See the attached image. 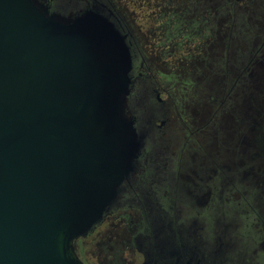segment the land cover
I'll return each instance as SVG.
<instances>
[{
	"label": "water",
	"instance_id": "1",
	"mask_svg": "<svg viewBox=\"0 0 264 264\" xmlns=\"http://www.w3.org/2000/svg\"><path fill=\"white\" fill-rule=\"evenodd\" d=\"M133 57L102 7L64 21L0 0V264H84L144 147L126 100Z\"/></svg>",
	"mask_w": 264,
	"mask_h": 264
},
{
	"label": "flooded vegetation",
	"instance_id": "2",
	"mask_svg": "<svg viewBox=\"0 0 264 264\" xmlns=\"http://www.w3.org/2000/svg\"><path fill=\"white\" fill-rule=\"evenodd\" d=\"M32 1L40 10L64 21L99 5L127 35L132 51V85L126 111L139 135L145 137L144 147L135 172L120 186L101 223L75 242L84 264H96L95 254L81 243L92 240L98 232L103 240L100 264H264V215L251 207L244 208L247 213L242 215V209L235 206V184L240 183L236 176L248 181L255 161L247 158L251 151L247 145L246 158L236 159L234 109L233 142L226 159L188 164L183 159H167L164 164L158 159V148L148 146L150 139L161 140L169 120L166 99L158 88L163 76L153 72L155 66L144 50L148 47L166 69L188 65L199 55L205 61L206 50L219 47V0ZM178 11L191 16L183 31L172 26L177 19L173 14ZM198 25L207 28L199 35L187 31ZM250 64L242 71L246 72ZM144 70L151 75L142 73ZM236 84L237 78L231 88ZM260 98L264 102V96ZM247 115L249 118V112ZM146 147L149 151L143 158ZM154 170L158 172L154 174Z\"/></svg>",
	"mask_w": 264,
	"mask_h": 264
},
{
	"label": "rangeland",
	"instance_id": "3",
	"mask_svg": "<svg viewBox=\"0 0 264 264\" xmlns=\"http://www.w3.org/2000/svg\"><path fill=\"white\" fill-rule=\"evenodd\" d=\"M211 3L209 1V5ZM218 5L219 26L216 33H219V47L216 50H206L205 61H202L199 55L188 65H180L173 70L166 69L160 60H155L156 56L147 49V45L146 50L143 49L146 58L151 59L155 66L153 72L163 76L162 86L158 88L163 91V97L166 99L169 121L163 127L166 133L160 137L161 140L150 139L148 146L158 148V159H163L164 164L167 159H183V162L188 164L228 158L233 142V109L241 116V111L245 110L243 102L246 106L250 103L251 107L250 93H257L254 98L258 101L260 112L264 113V102L260 98L264 96V64L261 63L264 60V0H219ZM173 15L178 20L176 19L172 26L177 31H183L191 16L189 18V15L179 11ZM206 28L204 26L202 29V25H198L196 28L189 27L187 31L192 35H199ZM255 54H259L261 62L259 66H255L254 75L241 74L248 62L253 61ZM157 58L159 59V56ZM142 73L151 75L146 70ZM238 75L242 79L235 89H232L231 84ZM252 111L253 109H247L250 119ZM235 113V117L239 116ZM235 117L234 137L238 133ZM163 119L161 117V120ZM158 135L161 136L159 133ZM147 147L143 158L148 154ZM237 148L239 144H235L236 159L242 158L243 155L246 158L244 146L236 151ZM252 153H247L250 155L247 158L254 160ZM258 157L261 163H252L254 170L248 181L236 176L240 183L235 184L237 193L234 200L236 209H242V215L247 213L244 208L248 207L262 211L264 215V136ZM157 172L154 170V174ZM248 190L250 192L247 193ZM102 241L101 232H98L92 240L81 243L87 244L91 254H95L96 264H100L99 250L103 248Z\"/></svg>",
	"mask_w": 264,
	"mask_h": 264
},
{
	"label": "trees",
	"instance_id": "4",
	"mask_svg": "<svg viewBox=\"0 0 264 264\" xmlns=\"http://www.w3.org/2000/svg\"><path fill=\"white\" fill-rule=\"evenodd\" d=\"M259 62L260 61V56L259 54H255L254 55V59L252 62H250L251 64L249 65V67L247 68L246 72L245 71H241V74H245V76H253L254 75V69L255 66H259ZM239 75L237 77V84L240 83V81H238L239 79ZM242 79V78H241ZM240 79V80H241ZM254 80V78H252ZM253 94V95H252ZM250 93V99L252 100V105L250 107V103H247V106L244 104L243 102V107L245 108V110L243 109V111H241V116L238 113H234L236 115H239L237 117H235V120L238 122L237 125V129H238V133L236 134V137L234 139L235 144H239V148L242 149L243 146L247 145L250 146L251 152H253L252 154H254L252 157L254 158V160L257 162H254L255 164H259L261 163V159L260 157H258L259 154V150H260V144L263 141V125H264V113L260 112V107L258 104V101L256 98L257 97L256 94L257 93ZM243 101V100H242ZM250 108L251 110L253 109V114H251V119L249 117L250 120H248V115H247V109ZM250 114V113H249ZM237 148L236 151L239 149ZM244 158V155H243ZM238 185V184H237Z\"/></svg>",
	"mask_w": 264,
	"mask_h": 264
}]
</instances>
